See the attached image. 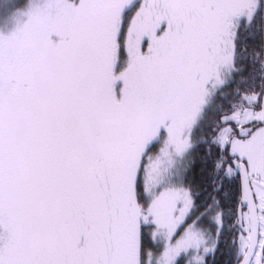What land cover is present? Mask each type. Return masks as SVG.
Here are the masks:
<instances>
[{
  "label": "snow or ice",
  "instance_id": "6c2138e0",
  "mask_svg": "<svg viewBox=\"0 0 264 264\" xmlns=\"http://www.w3.org/2000/svg\"><path fill=\"white\" fill-rule=\"evenodd\" d=\"M0 264H264V0H0Z\"/></svg>",
  "mask_w": 264,
  "mask_h": 264
},
{
  "label": "rangeland",
  "instance_id": "374dc122",
  "mask_svg": "<svg viewBox=\"0 0 264 264\" xmlns=\"http://www.w3.org/2000/svg\"><path fill=\"white\" fill-rule=\"evenodd\" d=\"M17 2H21V0H17ZM9 5H4L3 7H0V16H2L4 14V9L6 7H8ZM0 23H2V21H0Z\"/></svg>",
  "mask_w": 264,
  "mask_h": 264
}]
</instances>
